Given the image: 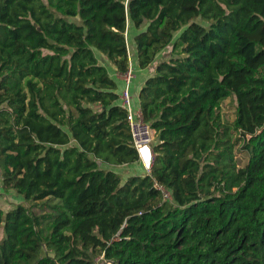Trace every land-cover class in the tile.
Wrapping results in <instances>:
<instances>
[{
    "label": "trees",
    "instance_id": "1",
    "mask_svg": "<svg viewBox=\"0 0 264 264\" xmlns=\"http://www.w3.org/2000/svg\"><path fill=\"white\" fill-rule=\"evenodd\" d=\"M0 179V264H264V0H0Z\"/></svg>",
    "mask_w": 264,
    "mask_h": 264
},
{
    "label": "built area",
    "instance_id": "2",
    "mask_svg": "<svg viewBox=\"0 0 264 264\" xmlns=\"http://www.w3.org/2000/svg\"><path fill=\"white\" fill-rule=\"evenodd\" d=\"M133 75L134 71L131 65L125 73L121 74L120 77L125 85L119 95V99L121 105L126 109V121L130 130L131 143L136 151L138 160L146 172L145 174H147L150 172L153 163L154 153L151 142L155 131L143 120L140 109L134 110L132 107L129 85ZM157 187L161 190L163 198L171 199V194L166 188L161 185H157Z\"/></svg>",
    "mask_w": 264,
    "mask_h": 264
},
{
    "label": "crops",
    "instance_id": "3",
    "mask_svg": "<svg viewBox=\"0 0 264 264\" xmlns=\"http://www.w3.org/2000/svg\"><path fill=\"white\" fill-rule=\"evenodd\" d=\"M133 68V67H132ZM134 70V75L132 77V82H130V94L132 95L133 98H131V104L134 110L139 109V102H138V90L143 84L144 79L151 74L153 68H147V69H140V68H133ZM138 73V74H137ZM119 74L121 73H115V75L122 79ZM155 134V132H154ZM106 166L110 167L111 169H115L118 172L123 175V178L128 177L130 175H143L145 174V170L138 160L136 159L135 162L131 164H122V165H107ZM123 173V174H122ZM17 195L14 193H5L1 187V179H0V208L1 209H8L12 205V201L15 200Z\"/></svg>",
    "mask_w": 264,
    "mask_h": 264
},
{
    "label": "rangeland",
    "instance_id": "4",
    "mask_svg": "<svg viewBox=\"0 0 264 264\" xmlns=\"http://www.w3.org/2000/svg\"><path fill=\"white\" fill-rule=\"evenodd\" d=\"M168 54H170V46L166 48V51L162 53V56H166ZM119 76H121V74H119ZM131 98H133L132 95H131ZM235 108H236V104H235L234 98L224 99L220 104V112H221L222 118L224 120L231 121L235 116V113H234ZM154 137L155 136H153V139ZM247 158H248V153L245 150L238 148V147L235 148V160H236V164L238 167L245 165L247 162ZM43 209L45 211L48 210L47 207H44ZM33 210L36 214L41 212L40 207H34ZM1 237H2V231L0 232V239ZM98 259H99V264H112L110 261L104 259L103 257L101 258V256Z\"/></svg>",
    "mask_w": 264,
    "mask_h": 264
}]
</instances>
